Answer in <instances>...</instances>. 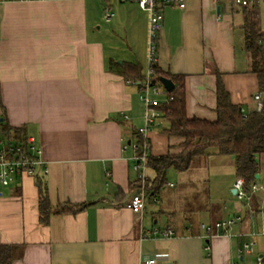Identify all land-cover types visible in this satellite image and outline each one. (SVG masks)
I'll return each instance as SVG.
<instances>
[{"label": "crops", "instance_id": "crops-1", "mask_svg": "<svg viewBox=\"0 0 264 264\" xmlns=\"http://www.w3.org/2000/svg\"><path fill=\"white\" fill-rule=\"evenodd\" d=\"M109 5L113 16L105 21L100 0H0L1 122L34 138L47 168L45 175L37 172L41 184L20 175L0 187V243L23 245L13 264H140L152 258L157 264H256L258 257L264 263V192L252 194V201L235 197L230 209L212 203L206 173L218 157L213 153L186 173L168 170L185 175L180 190L167 184L141 214L125 208L137 178L129 144L143 126L144 105L139 87L110 72L108 64H138L145 75L146 60L140 65L134 45L136 39L148 45V16L131 2ZM255 5L264 34V0ZM240 9L233 0H184L182 8H163L156 66L162 74L182 77L188 118L216 119L218 79L244 114L256 110L253 95L259 91L243 49ZM102 21L111 27L102 29ZM117 31L128 47L120 61V45L111 43ZM165 91L162 86L156 96L160 103L167 100ZM156 123L146 134L148 153L179 152L182 139L162 132V118ZM225 158L233 169L227 185L232 193L234 160ZM262 158L256 183L264 179ZM191 180L207 185L200 190L206 194L195 195ZM177 192L183 200L194 199L195 213L184 210L176 217ZM41 198L51 208L87 206L51 214L44 224ZM230 216L241 220L227 230L213 228ZM168 229L173 234L163 236ZM250 243L247 254L243 247Z\"/></svg>", "mask_w": 264, "mask_h": 264}, {"label": "trees", "instance_id": "trees-1", "mask_svg": "<svg viewBox=\"0 0 264 264\" xmlns=\"http://www.w3.org/2000/svg\"><path fill=\"white\" fill-rule=\"evenodd\" d=\"M243 35V49L250 56L251 72L256 76L258 91L263 94L262 108L244 114L239 105L230 101V97L220 80L216 86V119L212 122L188 118L185 113V98L181 76L162 74L157 66L154 67L156 82L158 77L170 79L174 85L171 91H165L167 100L156 107L161 113L166 126L162 132L168 137L182 139L178 145L180 151L165 155L146 157V169L152 176H146V192L148 196L158 197L160 190L167 185L166 172L169 169L178 174L193 170L196 163L206 159L208 155L232 156L236 178L243 179V188L251 201L250 186L256 182L261 172V158L264 155V34L257 27V9L255 4L241 7ZM110 72L121 76L124 80L140 86L144 76L138 64H118L110 61ZM1 104V101H0ZM135 141L143 144L142 137L133 133ZM23 128H11L5 122L0 123V138L11 142H22L26 138ZM214 150V152H210ZM41 184L40 177L35 175ZM136 178L134 189L139 187ZM207 192V191H206ZM151 203V202H150ZM87 204L63 203L51 208L45 198L38 202L41 223H46L51 214L75 213L81 211ZM23 248L21 244L0 243V264H13L18 252ZM262 264H264L262 262Z\"/></svg>", "mask_w": 264, "mask_h": 264}, {"label": "built area", "instance_id": "built-area-1", "mask_svg": "<svg viewBox=\"0 0 264 264\" xmlns=\"http://www.w3.org/2000/svg\"><path fill=\"white\" fill-rule=\"evenodd\" d=\"M104 3L102 17L105 21H109L113 16L109 2L117 3H134L141 11L148 16V45H147V60L146 72L143 81L139 86V99L144 105V120L143 126L137 129V133L142 137L143 144L140 145L137 141L129 144L134 151L132 158V168L137 173V178L141 181V185L129 197L125 203V208L133 213L141 214L145 208L146 203H157L158 199L155 196H148L146 186L144 185L146 170V157L148 154V141L146 134L148 130L157 124L161 113L157 110L160 103L156 97L161 84L156 82L154 77V67L156 66V41L157 36L163 27V8L165 6H175L182 8L184 0H100ZM257 0H233L234 5L238 7H247L255 4ZM263 94L256 92L253 95V100L256 102V110L262 108ZM126 148V145L124 146ZM40 170V171H39ZM37 172L45 175L47 168L44 166L43 160L40 158V148L36 145L35 139L27 136L22 142H11L0 138V187L9 186L17 176L38 175ZM243 179L237 178L233 184L234 195L237 199H249L243 188ZM264 192V179L254 182L250 186V194L257 192ZM264 200V193H263ZM241 220L240 216H230L225 220L216 221L213 228L218 230H227ZM201 228L210 234L211 227L201 225ZM163 236H171V230L161 232ZM264 236V231L262 232ZM253 244H245L243 250L249 254L252 251ZM140 264H157L155 258L145 260ZM256 264H262V258L256 259Z\"/></svg>", "mask_w": 264, "mask_h": 264}, {"label": "rangeland", "instance_id": "rangeland-1", "mask_svg": "<svg viewBox=\"0 0 264 264\" xmlns=\"http://www.w3.org/2000/svg\"><path fill=\"white\" fill-rule=\"evenodd\" d=\"M112 22H110L109 24H105L103 21L100 23V25L102 26V29H106L111 27ZM117 35L114 36L111 39V43H118L119 46V51H117L120 55L121 58H119L120 61L121 59L124 60L127 57V50L128 47L126 45V38L125 35L123 34L122 31H117L116 32ZM108 39V38H107ZM110 41V39H109ZM113 44V45H114ZM134 49L136 50V54H139V59L140 61V65H144L145 60H147V44L146 42H143L142 40H137L136 39V44L134 45ZM130 50V48H129ZM144 67V66H143ZM210 152H214V150H210ZM262 160H264V157L262 158ZM213 164L214 166L210 165L209 171H207L206 176H207V180H208V186L205 185L203 182L200 181H196V180H191L194 187H193V191L194 194L197 195L196 192H199L198 195L200 194H206L205 193H201V189H206L208 188L209 191V199L212 203L214 204H218L221 208L225 207V209H230L233 204H235L237 202V199L235 198V196L231 193L230 189H228L227 185L230 183V181H232L233 179V169L231 167H229L227 165V158H225L224 156L220 157H216V159H213ZM197 170H199V173H202V170L204 169V166H198L196 167ZM145 174V180H144V185L147 186V179L146 176H152V173L149 170H145L144 171ZM199 174H196L195 176H192L191 179H196L198 178ZM184 177V179H183ZM140 181V180H139ZM166 181L167 184H171L172 185V189L176 190H180L181 185L182 184H187V181H185V175H182L181 177H178L177 175H175V173H173L172 170L168 171L166 174ZM141 185V181L139 182V186ZM5 190V189H3ZM191 191V190H190ZM186 194L189 195L188 190L185 192ZM184 194L181 192H177V198L173 197V203L176 202L177 203L174 205L175 209L174 211L176 212V217L180 216V218L182 217L181 215H183L184 210L188 211L189 209H191L192 211L190 213H195V208H194V204H192L191 197L186 196V199L183 200L182 196ZM195 199H197L196 197H194ZM198 200V199H197ZM183 201V202H182ZM149 203H146V206ZM153 208V207H152ZM227 211V210H225ZM197 212V211H196ZM204 224L207 222L206 221H202ZM213 225V224H212Z\"/></svg>", "mask_w": 264, "mask_h": 264}, {"label": "water", "instance_id": "water-1", "mask_svg": "<svg viewBox=\"0 0 264 264\" xmlns=\"http://www.w3.org/2000/svg\"><path fill=\"white\" fill-rule=\"evenodd\" d=\"M157 80L159 81V83L163 86V88L166 91H171L174 87V85L170 79H167L164 77H158ZM1 121H2V119L0 118V122ZM256 178H258V175H256ZM232 194H234V190H232Z\"/></svg>", "mask_w": 264, "mask_h": 264}]
</instances>
